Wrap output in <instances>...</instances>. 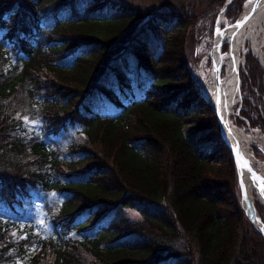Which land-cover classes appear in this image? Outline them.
<instances>
[{
    "label": "trees",
    "instance_id": "obj_1",
    "mask_svg": "<svg viewBox=\"0 0 264 264\" xmlns=\"http://www.w3.org/2000/svg\"><path fill=\"white\" fill-rule=\"evenodd\" d=\"M226 2L197 0L183 16L127 0H0V203L63 200L57 213L45 208L61 236L51 232L33 255L34 236L0 219V264H264L232 151L193 77L199 58L186 52ZM243 2L226 6L229 22ZM240 78L235 124L264 134V69L250 50ZM35 114L45 135L25 126ZM123 208L142 218L118 217Z\"/></svg>",
    "mask_w": 264,
    "mask_h": 264
},
{
    "label": "rangeland",
    "instance_id": "obj_2",
    "mask_svg": "<svg viewBox=\"0 0 264 264\" xmlns=\"http://www.w3.org/2000/svg\"><path fill=\"white\" fill-rule=\"evenodd\" d=\"M128 2L132 3L134 6H137L139 8H142L144 10H148V14L153 12L154 10H160V9H170L173 11V13L178 15L184 14L183 9L186 6H190L192 4H196L197 0H127ZM248 0H244L241 6V12L238 15V18L242 17L244 13V7L246 5ZM201 8H198L197 11L204 10L205 8L201 5L199 6ZM151 11V12H150ZM226 11V10H225ZM225 11L223 13H218L217 18L220 20L222 17L223 21L220 23V30L223 31L225 25L232 24L234 22H229V19L226 16ZM106 16V15H105ZM104 16V17H105ZM96 17L102 18V15L97 14ZM216 18V19H217ZM237 18V19H238ZM203 22V21H202ZM200 29L197 30L195 37H190L188 40V50L186 52L188 53L189 57L191 58L192 55L198 57V61L196 64H193L192 71H193V77L196 79L197 84L200 88V94L204 98V100L210 105V108L212 112L215 114L216 112L212 109L211 104L208 102L209 100L204 96L203 92V86L204 82L207 80L209 75L211 74L213 70V63L211 61V58L209 56V53L213 49L215 38L217 36V32L215 30L209 31L206 27L202 26V23L199 25ZM199 34H202V38L200 40L197 39V36ZM230 45L228 43H224L222 47L223 53H226L229 51ZM251 51L253 53V56L259 61L260 66L264 69V35L258 39L256 48L254 47L253 43L251 41H247L243 47L242 50L239 53V57L241 59L238 68L239 73L242 68H244V62H245V55L247 51ZM257 53V54H256ZM259 54V55H258ZM207 59V60H206ZM206 61V63H205ZM225 66L222 65L221 69V76L223 77L225 75ZM136 76V60L134 58L130 59L129 62V70H128V78L129 80H133ZM242 95V94H241ZM240 96V95H239ZM241 99L238 101V103L234 107V113L231 115V120L233 121L234 125L241 129L248 137L249 141L245 143L246 147L249 149V151L253 154V147L259 148L263 151V154H257L258 157L254 159L253 166L258 171H264V134L259 129H252L250 132H247L244 128L238 126L235 124L236 117L240 116V110L239 105H242ZM203 119V118H202ZM217 120V117H216ZM193 120H189L187 118L184 119V126L183 129L187 134H189V127H191V123ZM190 123V124H189ZM25 126L28 130L31 132H34L35 134H43L45 135V123L43 120H41L38 115H33L32 117L25 119ZM57 137L53 136L50 140L55 141ZM64 142V138L62 137L58 141H56V144H62ZM227 145V144H226ZM230 149V148H229ZM231 150V149H230ZM259 150V149H258ZM254 156V155H253ZM218 161V160H217ZM228 161L225 162L226 166L224 168L228 169ZM216 167H214V170ZM256 194V193H255ZM62 198L58 196L54 192H48L46 194H36L34 203L33 204H26L24 203L22 206L15 204L14 207H11L9 205H4L0 203V219L1 223L3 224V228L6 229L9 227L12 229V233L17 235L18 237H26L27 235H32L33 243L30 244L29 253L32 255L36 253L41 247H42V239L48 238L51 232H54L58 237L61 236V229L55 228L53 229V226L49 222L47 214H45V208L47 207L52 212L57 213L62 206ZM243 206V201H241ZM145 212H151L152 210H156L159 207L155 204H144L141 205ZM258 212L260 213L261 217L264 218V207L259 202L256 203ZM114 215V214H113ZM115 216V215H114ZM110 217L105 218L103 220V223L108 225V222L110 221ZM118 217H127L129 219H140L142 218L141 213L139 210L131 209V208H123L121 211H118ZM112 217L111 219H113ZM84 218L80 217L78 219L77 223L81 222ZM71 234L76 235L78 238H88L93 239L95 236H97L96 233L92 231H75L73 230ZM129 238H123L118 241H113V245H121L122 242L126 241L128 242ZM111 243H106V245ZM29 260H21L17 264H29Z\"/></svg>",
    "mask_w": 264,
    "mask_h": 264
},
{
    "label": "bare ground",
    "instance_id": "obj_3",
    "mask_svg": "<svg viewBox=\"0 0 264 264\" xmlns=\"http://www.w3.org/2000/svg\"><path fill=\"white\" fill-rule=\"evenodd\" d=\"M222 21L223 19L221 17L219 24ZM241 23L237 28H228L224 34L221 31L218 32L209 56L213 64L218 65L221 62L225 66L226 73L223 77L221 76L220 82L218 83L215 72L212 70L204 82L203 92L204 96L212 102L215 110L226 121L225 127L228 130L226 133L227 140L233 145L235 142L240 145L241 155L253 168L255 158L245 145L249 139L241 129L234 125L231 120V115L234 113L235 105L240 100L235 69L241 61L239 53L247 41H251L256 48L258 39L264 35V0H248L244 7ZM220 42L230 45V50L223 55H220L217 50ZM231 50L234 51L235 59L231 55ZM219 128L221 129L220 124ZM240 172L243 188V204L257 228L264 234V218L261 217L256 206V203L259 202L264 207V171H259L261 177L247 169H242Z\"/></svg>",
    "mask_w": 264,
    "mask_h": 264
},
{
    "label": "water",
    "instance_id": "obj_4",
    "mask_svg": "<svg viewBox=\"0 0 264 264\" xmlns=\"http://www.w3.org/2000/svg\"><path fill=\"white\" fill-rule=\"evenodd\" d=\"M232 0H227V2H226V4H225V7H226V5H228L230 2H231ZM225 7L223 8V10L222 11H225ZM221 13H224V12H221ZM242 23H241V17L240 18H238L237 19V21L236 22H234V23H232V24H229V25H225V27H224V29H223V31L221 32L222 34H224L226 31H227V29L228 28H230V27H239L240 25H241ZM219 19L217 18V20H216V23H215V32H217V34H218V32L220 31V28H219ZM222 47H223V43L222 42H220L219 44H218V46H217V50H218V52L220 53V55H223V53H222ZM231 55L233 56V59H235L234 58V51L233 50H231ZM221 68H222V63L220 62L218 65H215V64H213V70H214V72H215V76H216V79H217V82L219 83L220 82V79H221V76H220V72H221ZM236 79H237V88H238V92H239V95H240V99H241V90H240V86H241V80H240V76H239V68H238V66H236ZM210 104H211V106H212V109L214 110V112H216V117H217V121H218V123L220 124V126H221V136H222V138H223V140L225 141V143L228 145V147L231 149V151H232V154H233V157H234V159H235V162H236V164H237V167H238V173H239V185H240V187H241V192H242V196H243V188H242V185H241V172H240V170H242V169H247V170H251L252 172H255L256 174H258L260 177H261V175L254 169V168H252L248 163H247V161L244 159V157L241 155V152H240V148H239V144L237 143V142H235L234 143V145L233 144H231L228 140H227V137H226V133L228 132V130H226V121L222 118V116L220 115V113H218L216 110H215V108H214V106H213V104H212V102H210V101H208ZM240 107H239V109L241 108V105H239ZM229 119V118H228ZM247 212V211H246ZM247 214H248V212H247ZM248 216H249V214H248ZM249 218L252 220V218L249 216ZM252 222H253V224H254V226L257 228V226L255 225V223H254V221L252 220ZM258 229V228H257ZM262 234H263V232L260 230V229H258ZM263 236H264V234H263Z\"/></svg>",
    "mask_w": 264,
    "mask_h": 264
}]
</instances>
